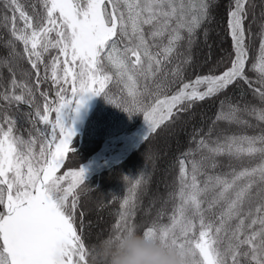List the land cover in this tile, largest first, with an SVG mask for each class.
I'll use <instances>...</instances> for the list:
<instances>
[{"label": "snow or ice", "instance_id": "1", "mask_svg": "<svg viewBox=\"0 0 264 264\" xmlns=\"http://www.w3.org/2000/svg\"><path fill=\"white\" fill-rule=\"evenodd\" d=\"M213 6V0H0L11 13L2 17L9 39L0 57L9 74L0 75V264H97V247L84 240L82 210L77 224L82 195L90 190L86 169L58 174L74 151V117L87 100L102 96L129 118L142 115L146 142L197 102L239 84L260 104L226 97L208 130L194 129L189 143L195 147L177 157L168 222L162 207L142 230L136 225L141 175L120 202L106 240L141 231L181 249L185 264H264V128L213 138L220 123L251 128L246 117L252 116L264 125V0H231L229 66L186 82L192 46ZM258 7V55L248 68ZM48 81L55 99L41 87ZM22 124L29 126L23 132ZM222 159L229 171L217 173ZM244 161L250 166L233 165Z\"/></svg>", "mask_w": 264, "mask_h": 264}, {"label": "trees", "instance_id": "2", "mask_svg": "<svg viewBox=\"0 0 264 264\" xmlns=\"http://www.w3.org/2000/svg\"><path fill=\"white\" fill-rule=\"evenodd\" d=\"M21 2L27 5L31 2V0H21ZM230 2L231 0H213L214 6L212 9V19L209 23H206L198 32L196 40L191 49L192 63L188 67H186L184 73V79L186 82L194 80L197 75H207L209 74L210 70H214L215 74H219L224 70L225 67L229 66V61L232 55V48L231 42L227 37L226 18L227 9ZM254 2L258 5L260 3V0H254ZM259 11L260 9L258 7L256 9L257 23L253 24L251 29L253 35L249 41L248 68H251L252 63L256 59L257 49L260 42L258 36V24L260 22ZM4 15L10 16L11 13L7 12L6 9L0 7V57L6 56L8 52V50L2 46L4 41L9 39V33L3 27L2 17ZM217 26L219 27L221 33L219 44L223 46V52L220 53V51H217L219 49V45L217 46L216 44L210 51V53H207L209 55V59L207 60L206 53L204 52L205 43L217 42L215 37L216 35L214 33V29H216ZM17 47L19 48L20 46L17 45ZM21 67L30 70L29 65L24 61H21ZM0 75L7 78L9 75L7 69L0 68ZM247 75L249 76V78H256V73L253 71H247ZM41 87L42 89H44L43 85ZM177 87H179V85H177ZM113 91H115V89H113ZM173 91H175V89H173ZM226 97L231 98V101L233 103L239 102L242 105L260 104L259 100L254 97L253 92L243 84L230 87L227 92L221 94L215 99L197 102L189 112L181 114V118L174 124H168L166 127L158 130L157 134H153L149 138V140H147L133 155H131L125 161V163L115 166V168L100 174L97 182H95L94 180V182L87 184L90 187V190H86V194L82 195L77 213L78 218L79 211L82 210L85 213L83 236L86 244L89 247L98 246L97 241L95 240L97 232L102 234V239L104 238V240H106L108 238L111 232L109 228H112V225L114 224L117 218V214L120 210V202L122 201L124 196L129 194L128 189L131 187L132 181H134L141 175L144 176L145 183H143L138 190L137 207L135 209L136 225L140 230H142L145 226L153 221V219L157 215V210L161 209L162 207L166 211V215L164 216L162 222H168L167 215L171 213L172 208L176 202L173 199H171L170 203L164 206H162L161 203H154L155 208L151 212H149L147 216H144V212L148 207L147 205L149 203V198L157 190V185L155 184L156 181L154 180L158 179V176H156V174L154 177L152 174V176H149V178L147 179L146 175L139 173V169L142 166L141 162H143L146 154L144 153V151L147 150V148L157 144L158 140L166 134H176L179 131H182L184 133V137L182 136L181 139L184 140L186 144H181L179 146V149H170L171 152L162 160L164 164H171V166L167 170V175L169 174V184H171L168 188V192L174 193L177 189V157L189 148L195 147L194 144L189 143L194 129H201L199 125L201 122H204V120H212L218 110L219 101L225 99ZM37 99L42 103V98H40L38 95ZM99 100V103L91 113V116L89 117L86 125L83 128V135L81 136L80 141L76 140L74 142V151L69 154V158L66 160L65 166L62 168V170L78 168L80 164H82V162L87 161L93 155V153L98 150L103 140L124 132L130 133L140 123V114L134 115L129 118V116L125 112L113 107L112 105L101 109V99ZM21 107L23 108L24 106ZM255 121L256 119L254 118L253 122ZM27 127L29 126L22 124L21 131L23 132V129ZM261 128H264V125H258L257 122L251 128H237L225 123H220L216 129V133L213 134V138H215L216 134L221 132L226 134L239 132L254 134L259 132ZM23 134L27 136L26 132H24ZM249 164L250 163L248 161H244L242 164L233 162V165L237 168L242 166H249ZM228 169V161L226 159H222L221 167L216 169V172L223 173L229 171ZM125 176L128 177L127 181L124 179ZM129 178H132L130 179L131 181H129ZM119 184L121 187L115 189L116 185ZM96 201H100L99 204L102 205V208H104V210L100 212L101 221H98V223H96V226H92L90 224V219L93 218V212L89 213L87 208L88 205L92 206V204L96 203Z\"/></svg>", "mask_w": 264, "mask_h": 264}, {"label": "rangeland", "instance_id": "3", "mask_svg": "<svg viewBox=\"0 0 264 264\" xmlns=\"http://www.w3.org/2000/svg\"><path fill=\"white\" fill-rule=\"evenodd\" d=\"M214 33H215V37L217 42H213V43H205V50L204 52L206 53V57L207 60L209 59V55L207 53H210V51L213 49V47L217 44V46L219 45V49L217 51L223 52V46L221 44H219V39L221 38V33L219 30V27L217 26L216 29H214ZM259 48V46H258ZM257 55H258V49H257ZM257 57V56H256ZM50 57L46 56V60H48ZM42 73H43V68L41 69ZM250 79H256V78H250ZM43 88L44 90H48L50 97L55 99V90L51 88V81H48L47 83L43 84ZM101 103H100V108H106L108 106H111L110 104L106 103L104 98L101 96ZM99 100V99H98ZM213 119V118H212ZM246 119H248L250 121V123L254 126V124L257 122V120L255 122H253L254 117L252 116H248L246 117ZM253 119V120H252ZM212 120H204V122L200 123V128H202L205 132L207 131L209 124L211 123ZM40 127H43V125H41ZM184 137V133L182 131H179L178 133H169L168 135H164L162 136L157 144L147 148V150L144 151L145 157L143 159L142 166L139 169V173L144 174L147 176V179L149 178V176L153 177L158 176V179L154 180L156 181L155 184L157 185V190L152 194V196L149 198V203H148V207L146 209V211L144 212V216H147L149 214V212H151L155 206L154 203H161L162 206L167 205L168 203H170L171 198H169V192H168V188L170 187L171 184H169V174L167 175V170L169 169V167L171 166V164H164L162 162L163 158H165V156L167 157L168 154L171 152L170 149L172 150L173 148H177L179 149V146L181 144H186V142L184 140L181 139V137ZM78 140V138H76L74 140V142ZM73 142V144H74ZM104 142V141H103ZM159 164V165H158ZM250 166V164H249ZM70 170V169H67ZM66 170V171H67ZM111 170V169H110ZM229 170V169H228ZM61 172V171H60ZM227 172V171H226ZM158 173V174H157ZM61 174V173H58ZM100 176H94V178H92L91 180L86 181V184H89L91 182H97ZM129 178V181H131ZM203 179V178H201ZM147 181V180H146ZM120 184L116 185V188H120ZM111 192V191H110ZM168 201L167 203H165V201ZM100 201H96V203H93L92 206L88 205V212L93 214V218L90 219L91 220V225L92 226H96V223H98V221L100 220V212H102L104 210V208H102V205L99 204ZM150 210V211H149ZM95 221V222H94ZM79 218H78V213H77V224L79 225ZM97 228V227H96ZM95 228V229H96ZM94 229V230H95ZM97 230V229H96ZM109 230H111V228H109ZM102 234L97 232L96 238L95 240L97 241V245L99 246L100 243L102 241H104V238H101ZM97 246V247H98Z\"/></svg>", "mask_w": 264, "mask_h": 264}, {"label": "clouds", "instance_id": "4", "mask_svg": "<svg viewBox=\"0 0 264 264\" xmlns=\"http://www.w3.org/2000/svg\"><path fill=\"white\" fill-rule=\"evenodd\" d=\"M96 255L97 264H185L181 249L165 247L141 231L125 234L112 244L102 241Z\"/></svg>", "mask_w": 264, "mask_h": 264}, {"label": "bare ground", "instance_id": "5", "mask_svg": "<svg viewBox=\"0 0 264 264\" xmlns=\"http://www.w3.org/2000/svg\"><path fill=\"white\" fill-rule=\"evenodd\" d=\"M89 104H90V100H87L84 107L81 108L79 113L74 117L75 119V123L73 125L74 131H76L77 127L79 126L78 122L80 115L89 106ZM70 119L71 121L73 119L71 114H69V121ZM145 132H146V124L143 119V123L140 126V129L137 132H135L134 135L131 134L129 135L124 133L121 135L113 136L112 138L105 140L103 144L100 145L98 150L94 152L93 155L87 161L82 162V164H80V166L86 169L85 181L92 179L94 175L98 174V172L104 169V167H108L109 165H112L116 161L123 158L126 152L129 150V148L133 147L138 142V140H140L142 136H144Z\"/></svg>", "mask_w": 264, "mask_h": 264}, {"label": "water", "instance_id": "6", "mask_svg": "<svg viewBox=\"0 0 264 264\" xmlns=\"http://www.w3.org/2000/svg\"><path fill=\"white\" fill-rule=\"evenodd\" d=\"M227 29H228V26H227ZM228 38L231 41V46H232V40H231V37L229 35V32H228ZM95 104H96V100L94 98L90 99L89 106L83 111V113L79 117V123L85 121L89 117V115L92 112L91 110L94 108ZM141 120L142 121H141L140 125L137 127V129H135V132H137L140 129V126L143 123V116L141 117ZM135 132H133L131 135H134ZM144 143L145 142H143L142 138H141L140 140H138V142L133 147L129 148V150L126 152V154H125V156L123 158H121L120 160L116 161L114 164L109 165L108 167H104V169L100 170L98 173H103L104 171L109 170V169L115 167L116 165H119V164L125 162V160H127L132 154H134V152H136V150L141 145H143Z\"/></svg>", "mask_w": 264, "mask_h": 264}]
</instances>
